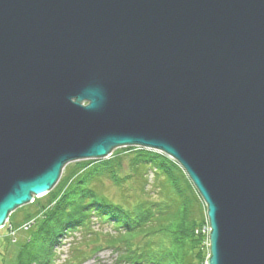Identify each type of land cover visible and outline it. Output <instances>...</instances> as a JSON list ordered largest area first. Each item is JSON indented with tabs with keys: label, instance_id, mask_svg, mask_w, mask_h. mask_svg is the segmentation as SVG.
Returning <instances> with one entry per match:
<instances>
[{
	"label": "water",
	"instance_id": "obj_1",
	"mask_svg": "<svg viewBox=\"0 0 264 264\" xmlns=\"http://www.w3.org/2000/svg\"><path fill=\"white\" fill-rule=\"evenodd\" d=\"M127 146L185 172L205 264H264V0H0V228Z\"/></svg>",
	"mask_w": 264,
	"mask_h": 264
},
{
	"label": "trees",
	"instance_id": "obj_2",
	"mask_svg": "<svg viewBox=\"0 0 264 264\" xmlns=\"http://www.w3.org/2000/svg\"><path fill=\"white\" fill-rule=\"evenodd\" d=\"M68 165L56 185L29 204L36 208L14 264H58L55 246L67 237L68 257L60 264H82L104 248L113 255L111 264H203L194 231L205 206L174 160L127 146L65 172ZM107 184L117 190L116 199Z\"/></svg>",
	"mask_w": 264,
	"mask_h": 264
},
{
	"label": "rangeland",
	"instance_id": "obj_3",
	"mask_svg": "<svg viewBox=\"0 0 264 264\" xmlns=\"http://www.w3.org/2000/svg\"><path fill=\"white\" fill-rule=\"evenodd\" d=\"M123 148V147H121ZM119 149V148H116ZM116 149L112 150V152H114ZM119 151V150H118ZM111 152V154H112ZM158 152V151H157ZM160 153V152H159ZM111 154L108 156L110 157ZM108 157L104 158L107 159ZM169 158V157H168ZM171 159V158H170ZM93 161L95 160H101V159H92ZM75 162L78 161H73L70 162L66 165H68V167H65V172L71 168L72 166H75ZM65 165V166H66ZM64 168V167H63ZM64 172V169H62L60 178L62 176ZM59 178V179H60ZM150 178V177H149ZM59 181V180H58ZM106 185V184H105ZM107 191H108V195L112 196L113 198H117V190L113 187H111L109 184H107L106 186ZM136 192L134 191L133 193H131V197L132 199L135 198ZM39 197H32V201L33 199H37L40 198ZM32 201L30 203H32ZM25 204L21 207H18L16 209V211L10 215L8 217V223L7 225L4 224V227L0 228V264H14L15 262V257H16V247H17V242L20 241V238L23 235V232L26 231V229L29 226L30 221L28 222L27 217H29L30 214L33 213L34 208L36 207H32L29 204ZM203 203V202H202ZM203 206H205L203 204ZM12 213V212H11ZM10 213V214H11ZM10 224V225H8ZM194 233L196 235L199 236V238L201 239L202 242V247H201V253L203 255V264H205V260L208 256V222H207V218L205 217L203 223L197 228V230L194 231ZM64 243V245H56L55 246V251L57 252V262L58 264H60L63 259H65L66 257H68V244L67 242H71L72 238L67 237V238H63L61 239ZM113 260V255L111 254L109 249H102L100 250L96 256H94V258L92 259H88L85 262H83L82 264H111Z\"/></svg>",
	"mask_w": 264,
	"mask_h": 264
},
{
	"label": "bare ground",
	"instance_id": "obj_4",
	"mask_svg": "<svg viewBox=\"0 0 264 264\" xmlns=\"http://www.w3.org/2000/svg\"><path fill=\"white\" fill-rule=\"evenodd\" d=\"M121 148V147H120ZM7 223H8V220H6V222L4 223L5 225H7ZM8 225H10V224H8Z\"/></svg>",
	"mask_w": 264,
	"mask_h": 264
},
{
	"label": "built area",
	"instance_id": "obj_5",
	"mask_svg": "<svg viewBox=\"0 0 264 264\" xmlns=\"http://www.w3.org/2000/svg\"><path fill=\"white\" fill-rule=\"evenodd\" d=\"M208 232H209V228H208Z\"/></svg>",
	"mask_w": 264,
	"mask_h": 264
}]
</instances>
